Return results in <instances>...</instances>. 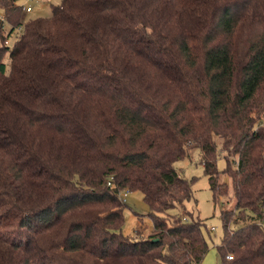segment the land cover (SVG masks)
<instances>
[{"label":"trees","instance_id":"1","mask_svg":"<svg viewBox=\"0 0 264 264\" xmlns=\"http://www.w3.org/2000/svg\"><path fill=\"white\" fill-rule=\"evenodd\" d=\"M0 9V264H200L201 222L168 216L192 148L234 201L219 264H264V0H63L11 49ZM123 190L149 209L132 236Z\"/></svg>","mask_w":264,"mask_h":264},{"label":"rangeland","instance_id":"2","mask_svg":"<svg viewBox=\"0 0 264 264\" xmlns=\"http://www.w3.org/2000/svg\"><path fill=\"white\" fill-rule=\"evenodd\" d=\"M63 0H18L21 7H30L29 12H23L21 25L13 30L7 39V47L11 49L15 43L16 37L23 31L24 25L30 20L39 18H49L52 15V8L58 6ZM2 20V11L0 9V27L3 35L11 29V25L7 21ZM8 53L5 55L4 63L7 68L9 65ZM219 142V140H217ZM218 170L225 168V160L220 153L216 162ZM175 169L185 179L192 180L191 198L184 202L182 207H175L168 211L169 218H180L186 222H201V231L208 245V252L200 264H219V254L217 247L223 235L222 225L220 221V210L230 209L234 205L233 200L223 199L218 203L213 202L212 193L207 177L203 173V166L200 163V152L197 148H192L188 152V156L177 161ZM220 182H226L231 185L230 178L220 175ZM124 208V225L122 232L125 235H133L137 224V217L142 216L148 228L151 227V220L147 217L149 209L142 199L139 192L129 193L125 199ZM214 228L213 231H209Z\"/></svg>","mask_w":264,"mask_h":264},{"label":"built area","instance_id":"3","mask_svg":"<svg viewBox=\"0 0 264 264\" xmlns=\"http://www.w3.org/2000/svg\"><path fill=\"white\" fill-rule=\"evenodd\" d=\"M21 10L23 11V12H29L30 11V7H26V8H24V7H21ZM6 44H7V42H6ZM129 194V191L128 190H123V191H121L120 193H119V200L122 202V203H125V199H126V197H127V195ZM183 220V219H182ZM184 221V220H183ZM210 230L211 231H213L214 230V228H210ZM231 257L230 256H227V259H230Z\"/></svg>","mask_w":264,"mask_h":264}]
</instances>
